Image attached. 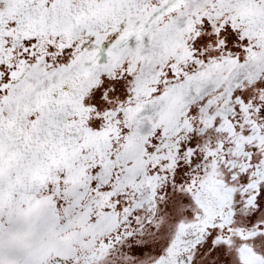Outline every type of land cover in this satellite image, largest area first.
<instances>
[{
  "label": "snow or ice",
  "instance_id": "1",
  "mask_svg": "<svg viewBox=\"0 0 264 264\" xmlns=\"http://www.w3.org/2000/svg\"><path fill=\"white\" fill-rule=\"evenodd\" d=\"M0 264H264V0H0Z\"/></svg>",
  "mask_w": 264,
  "mask_h": 264
}]
</instances>
